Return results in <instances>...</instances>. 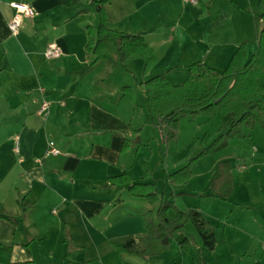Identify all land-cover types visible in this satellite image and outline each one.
Here are the masks:
<instances>
[{
  "label": "crops",
  "instance_id": "0c3cea01",
  "mask_svg": "<svg viewBox=\"0 0 264 264\" xmlns=\"http://www.w3.org/2000/svg\"><path fill=\"white\" fill-rule=\"evenodd\" d=\"M197 1V5H189L179 0H111L105 6L106 28L140 35L154 52L158 42L176 54L186 51L195 60L185 63L187 67L207 52L206 65L225 69L243 43L249 56L255 54H249L248 37L253 17L260 14L259 0ZM11 3L26 4L36 13L33 19L23 20L17 36L8 30L14 15ZM87 7L88 0H0V264H196L184 234L188 224L174 234L167 249L149 259L121 255L110 243L142 236L143 215L150 210L146 200L130 195L128 185L108 183L122 175L130 184H154L158 194L176 206L178 201L186 203L184 209L177 206L180 212L198 211L215 231V248L219 227L209 225L204 211L191 203L190 196L178 195L200 194L190 184L193 172L187 185L171 186L168 176L182 167L174 165V171H164L161 160L153 163L154 142L158 139L166 145L168 133L163 136L159 127L152 128V137L145 134L149 121H145L147 110L140 102L145 103L146 98L143 84L159 75L155 72L159 63L141 78L129 66L135 63L142 69L141 60L113 68L99 61L90 67L93 58L85 49L86 28L96 29L98 17L80 13ZM208 25L214 26L215 38L230 43L204 44ZM254 33L252 41L256 43L255 27ZM184 38L191 41L190 50L180 44ZM49 45L59 48V58H45ZM123 69L130 78L123 76ZM119 76L125 79L111 81ZM43 102L48 109L42 114ZM257 126L241 130L251 143L249 170L264 180V159L257 163L260 168L253 160L264 151L263 145L255 146L251 140ZM51 149L59 153L49 154ZM230 160L220 161L231 164ZM220 161L212 162L202 188L208 187ZM233 192L234 188L230 197ZM22 199L30 204L25 211L17 206ZM167 216L174 219L175 213L169 211ZM210 220L220 222L215 217Z\"/></svg>",
  "mask_w": 264,
  "mask_h": 264
},
{
  "label": "trees",
  "instance_id": "16d2710c",
  "mask_svg": "<svg viewBox=\"0 0 264 264\" xmlns=\"http://www.w3.org/2000/svg\"><path fill=\"white\" fill-rule=\"evenodd\" d=\"M110 1L88 0L87 9L80 12L92 13L98 17L96 29L90 26L86 28L85 49L93 58L90 67L99 61L113 68L141 60L144 64L143 75H146L157 62L155 52L140 35L124 34L106 28L105 6ZM258 8L260 14L253 17L257 44V52L254 55H248L247 45L243 43L223 71H216L198 61L188 67L186 79L179 85H173L165 74L154 76L143 84L146 107L153 118H161L167 125L168 139L175 137L179 114L183 111H189L195 116L218 119V136L214 144L202 148L189 158L184 167L170 174L168 182L171 186L187 185L195 161L211 153L215 144L225 147V141L230 138L243 140L245 135L241 131L242 127L252 129L258 125L264 132V0L258 1ZM108 183L117 186L128 185V191L133 198L144 199L150 206V210L143 215L145 231L142 236H128L110 241L119 254L139 255L143 259L156 257L168 248L174 234L188 223L194 227L204 249H215V231L208 227L198 211L189 209L180 212L173 200H165L158 194L154 184H130V179L125 175L110 178ZM209 187L212 189L211 195H178L219 197L227 200L232 192L228 161L218 163ZM17 206L21 211H25L30 204L22 199L17 202ZM169 211L175 213L174 219L168 218ZM2 213L3 207L0 205V219L3 218ZM185 241L184 238L180 245ZM14 264L35 263L31 261Z\"/></svg>",
  "mask_w": 264,
  "mask_h": 264
},
{
  "label": "rangeland",
  "instance_id": "374dc122",
  "mask_svg": "<svg viewBox=\"0 0 264 264\" xmlns=\"http://www.w3.org/2000/svg\"><path fill=\"white\" fill-rule=\"evenodd\" d=\"M114 8L115 7L113 6L111 9L112 12H115ZM158 12H160V10H158ZM109 13L112 17V13ZM169 19L170 17L168 16V21ZM174 21L175 19H173V23ZM96 23L97 22H95V26ZM212 27L214 26L208 25V34H206L208 38L205 36L206 39L204 38V44H208V42H215V44L230 43V41L227 39L223 40L215 38V35L212 33ZM254 27L255 24H253L251 36L248 37L251 46L249 54L256 53L257 50V44L255 41H252V38L255 37ZM185 37L190 38L188 34H186ZM186 39L187 38L182 39L180 44L188 47L187 50H190L191 48L189 47V42L191 41H187ZM192 43H194V41H192ZM196 43L197 42L194 44ZM163 44L164 43L162 42L157 43V51L155 52L157 62L155 65L158 63L159 65L155 67V72L159 71L160 74L161 72L169 70L166 76L173 83L179 85L186 79L188 73L189 66L187 67V65L189 64L185 63H192L195 60L193 61V58L189 57L186 51H182V53L180 50H178L176 54V51L172 49V51L168 50V48H165V45ZM200 61L206 64L208 61L207 52H204L200 56ZM129 66L137 73V77H142L144 66L139 70L136 68L135 63H131ZM207 66L210 67L209 65ZM212 69H215L216 71H222L224 68H222V70H217L216 68ZM122 72L123 74H126L123 76L129 77V73L124 71V69ZM123 76L115 77L114 79L111 78V81L113 83L119 82ZM140 104H142V106L147 110V117L145 121H149V125L146 128L145 134L149 135V137H152V128L157 129L160 127L163 128V136H166V134L169 132V128L167 127L165 129L164 125H167L162 123L161 118L155 121V118H153V116L149 113L146 104L144 102H140ZM242 128L250 130L247 127ZM218 129L219 123L217 117H210L207 119L205 116H195L191 115L189 111H183L181 114H179V122L175 137L173 139H168L166 141V145L162 144V142H159L156 138L157 141L154 142L155 149L153 155H155V158L153 159V163L158 164L161 160L162 167H166L165 169H161L164 171L167 169H169V171H174V165L184 167L191 156L196 154L202 148H206L214 144V140L218 136ZM255 130L252 132V143L255 146H264V132L261 130L260 126H257ZM246 139L247 137H245L243 140L230 138L225 141V147H220L221 144H215V147H213L211 153L196 160L191 168V173L193 172L194 176L192 180L190 179V184L193 186V189H195L196 192L200 193L198 195L211 194L212 189L209 187V185L208 187L202 188L201 184H204L203 179H205V177L203 176L207 175V171H211L212 162L218 158L220 161L230 157V161L232 162L231 164L234 165L232 169L235 179V183H233L231 178L234 192L232 196L226 201H221L218 199L214 200L210 197L199 198L196 196H190V201H192L191 203H194L193 205H197L196 207L204 211V215H206L205 219L209 221V225H211V227H219L216 234V250L213 252L208 251L200 246L201 241L197 236L194 227L188 223V227L185 229L184 234L188 237L191 251L196 256V264H264V180L263 178H260L261 176L256 177L255 174L249 170L253 161L251 160V143L246 141ZM146 151L149 152L147 148ZM223 156L226 158H223ZM261 159H264V151L253 157V160L256 163L255 166H257V168H260L258 167L259 164L257 163ZM217 165L214 169L215 173ZM240 165H244V168L239 169L238 167H241ZM231 173L232 170L230 167V176ZM186 205V203L184 204L179 201L177 202V206L180 210L184 209ZM210 217L218 218L220 222H212Z\"/></svg>",
  "mask_w": 264,
  "mask_h": 264
},
{
  "label": "built area",
  "instance_id": "2783aa9c",
  "mask_svg": "<svg viewBox=\"0 0 264 264\" xmlns=\"http://www.w3.org/2000/svg\"><path fill=\"white\" fill-rule=\"evenodd\" d=\"M182 3L189 5H197V0H179ZM10 8L14 11L13 18L8 23V30L11 36L19 34L23 20L33 19L36 16L34 9L26 4L11 3ZM60 57V50L56 45H49L45 51V58L48 60L57 59ZM48 109V104L43 102L40 108V113H45ZM59 152L56 149H51L49 154L57 155Z\"/></svg>",
  "mask_w": 264,
  "mask_h": 264
},
{
  "label": "water",
  "instance_id": "95a60500",
  "mask_svg": "<svg viewBox=\"0 0 264 264\" xmlns=\"http://www.w3.org/2000/svg\"><path fill=\"white\" fill-rule=\"evenodd\" d=\"M218 101H219V100H218ZM218 101H216V103H217Z\"/></svg>",
  "mask_w": 264,
  "mask_h": 264
}]
</instances>
